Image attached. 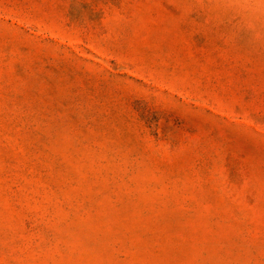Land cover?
I'll list each match as a JSON object with an SVG mask.
<instances>
[{"label":"rangeland","instance_id":"rangeland-1","mask_svg":"<svg viewBox=\"0 0 264 264\" xmlns=\"http://www.w3.org/2000/svg\"><path fill=\"white\" fill-rule=\"evenodd\" d=\"M0 264H264V0H0Z\"/></svg>","mask_w":264,"mask_h":264}]
</instances>
